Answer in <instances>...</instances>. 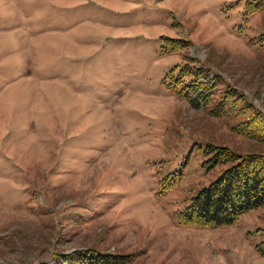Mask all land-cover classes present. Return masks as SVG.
<instances>
[{
  "label": "rangeland",
  "instance_id": "obj_1",
  "mask_svg": "<svg viewBox=\"0 0 264 264\" xmlns=\"http://www.w3.org/2000/svg\"><path fill=\"white\" fill-rule=\"evenodd\" d=\"M257 3L0 0V264L87 249L264 264V206L223 229L177 222L227 168L205 164L208 146L264 154L233 131L241 119L210 115L227 86L264 114V12L245 15ZM187 63L222 81L211 103L177 84Z\"/></svg>",
  "mask_w": 264,
  "mask_h": 264
},
{
  "label": "trees",
  "instance_id": "obj_2",
  "mask_svg": "<svg viewBox=\"0 0 264 264\" xmlns=\"http://www.w3.org/2000/svg\"><path fill=\"white\" fill-rule=\"evenodd\" d=\"M259 12H264V0H258L255 5L248 4L245 15L251 16ZM171 43L176 44L172 51L190 46L187 42ZM186 60L189 62L190 59L186 57ZM187 77L190 79L185 85L186 98H190L191 92L200 93L206 98L207 104L212 102L217 87L222 84L218 78L212 85L204 70L197 69L196 66L190 67L188 63L181 69L177 84H183ZM210 115L241 119L233 127V131L264 143V114L247 102L236 89L227 86L210 110ZM205 154L209 156L205 164H210V169L218 166L227 168L208 187L196 192L190 205L177 214L179 225L198 229H223L236 224L243 215L264 206V154H238L229 147L212 145L208 146ZM165 182V193H168L175 187L178 179L176 175H170ZM256 251L264 258V239L256 246ZM134 259V255L103 254L87 249L61 257L58 264H131Z\"/></svg>",
  "mask_w": 264,
  "mask_h": 264
}]
</instances>
